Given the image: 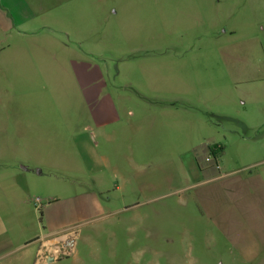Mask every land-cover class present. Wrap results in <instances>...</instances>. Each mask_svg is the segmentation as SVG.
Wrapping results in <instances>:
<instances>
[{"label": "crops", "instance_id": "0c3cea01", "mask_svg": "<svg viewBox=\"0 0 264 264\" xmlns=\"http://www.w3.org/2000/svg\"><path fill=\"white\" fill-rule=\"evenodd\" d=\"M91 1L0 0L5 78L36 81L49 68L41 58L60 61L62 49L86 52L85 32L62 28L50 11ZM203 67L206 75L190 79L189 66L175 64L178 75L164 74L145 94L86 87L64 127L13 124L9 132L22 134L23 143L0 144V264H55L61 249L74 247L78 222L114 212L130 213L137 228L162 221L166 244L184 246L188 260L264 264V60ZM49 133L72 134L69 171L91 166L92 183L62 201L48 195L39 215L33 197L53 187L60 165L53 158L43 168L42 150L64 145L59 136L46 140ZM204 142L220 149V170L198 166ZM18 148L22 158L13 156Z\"/></svg>", "mask_w": 264, "mask_h": 264}, {"label": "rangeland", "instance_id": "374dc122", "mask_svg": "<svg viewBox=\"0 0 264 264\" xmlns=\"http://www.w3.org/2000/svg\"><path fill=\"white\" fill-rule=\"evenodd\" d=\"M58 5L50 15L62 28L85 32L87 50L62 49L60 61L41 58L49 68L32 82L5 78L0 69V144L10 138L20 146L23 143L22 134L9 132L13 124L64 127L86 87L109 95L145 94L151 92L149 84L164 74L178 75L175 64L188 65L185 76L196 79L208 71L203 64L264 60L263 0H92ZM82 61L87 68L80 66ZM167 63L174 69L169 70ZM82 74L86 82L79 79ZM58 136L62 147L42 150L43 168H49L53 158L60 165L55 168L53 187L46 186L33 197L34 203L38 199L39 215L49 203L48 195L62 201L87 192L92 183L91 166L79 163V170L69 171L72 134H45L46 140ZM13 156L22 158L21 148L14 149ZM129 216L127 212L99 213L78 222L73 227L74 247L61 249L55 264H202L188 260L184 246L166 244L162 221H155V227L137 228Z\"/></svg>", "mask_w": 264, "mask_h": 264}, {"label": "built area", "instance_id": "2783aa9c", "mask_svg": "<svg viewBox=\"0 0 264 264\" xmlns=\"http://www.w3.org/2000/svg\"><path fill=\"white\" fill-rule=\"evenodd\" d=\"M198 156V166L201 169H205L208 166H215L218 170L221 169V166L217 162L218 151L216 152V147H213L211 144L204 142L196 151ZM36 202L38 199H35ZM35 202V203H36Z\"/></svg>", "mask_w": 264, "mask_h": 264}, {"label": "trees", "instance_id": "16d2710c", "mask_svg": "<svg viewBox=\"0 0 264 264\" xmlns=\"http://www.w3.org/2000/svg\"><path fill=\"white\" fill-rule=\"evenodd\" d=\"M208 115H209V117H212V118H214V119L217 120V121H220V122H221V121H224V118H222V117H217V116L214 117V116H212L211 114H208ZM219 150H220L219 148H218V149L216 148V152H217V151L219 152Z\"/></svg>", "mask_w": 264, "mask_h": 264}]
</instances>
